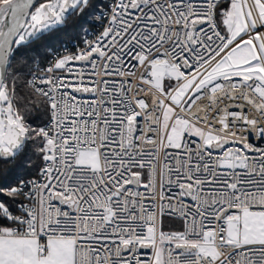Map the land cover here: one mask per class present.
<instances>
[{"label":"snow or ice","instance_id":"snow-or-ice-1","mask_svg":"<svg viewBox=\"0 0 264 264\" xmlns=\"http://www.w3.org/2000/svg\"><path fill=\"white\" fill-rule=\"evenodd\" d=\"M0 264H264V0H0Z\"/></svg>","mask_w":264,"mask_h":264},{"label":"trees","instance_id":"trees-1","mask_svg":"<svg viewBox=\"0 0 264 264\" xmlns=\"http://www.w3.org/2000/svg\"><path fill=\"white\" fill-rule=\"evenodd\" d=\"M101 2H102V0H101Z\"/></svg>","mask_w":264,"mask_h":264}]
</instances>
